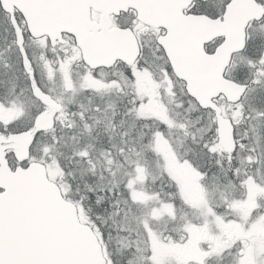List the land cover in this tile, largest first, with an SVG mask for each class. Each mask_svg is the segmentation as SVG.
I'll list each match as a JSON object with an SVG mask.
<instances>
[{
    "label": "snow or ice",
    "instance_id": "obj_1",
    "mask_svg": "<svg viewBox=\"0 0 264 264\" xmlns=\"http://www.w3.org/2000/svg\"><path fill=\"white\" fill-rule=\"evenodd\" d=\"M0 264H264V0H0Z\"/></svg>",
    "mask_w": 264,
    "mask_h": 264
}]
</instances>
